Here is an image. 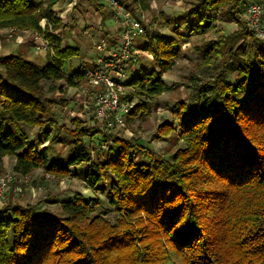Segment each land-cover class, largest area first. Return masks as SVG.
I'll return each instance as SVG.
<instances>
[{
	"label": "trees",
	"instance_id": "trees-1",
	"mask_svg": "<svg viewBox=\"0 0 264 264\" xmlns=\"http://www.w3.org/2000/svg\"><path fill=\"white\" fill-rule=\"evenodd\" d=\"M87 1L103 11L102 2ZM118 1L134 12L151 7V0ZM249 3L190 0L188 13L197 17L191 31L214 28L220 14L213 12L225 6L238 29L219 35L204 50L195 49L201 50L202 64L223 66L213 81L200 85L195 104H174L177 123L158 127L159 137L173 135L181 143L170 158L134 136H112L106 149L104 134L96 143L97 124L80 117L67 128L72 138L67 159L50 157L29 133L37 127L48 134L56 124L44 82H51L49 91H54L63 88L57 81L74 86L87 78L81 70L63 69L64 61L80 50L64 46L61 36L46 29L53 46L46 64L20 53L0 54V164L14 157L19 175L41 168L58 178L85 164L86 185L103 191L107 185L115 208L113 217L97 212L99 200L78 191L60 201L61 213L9 200L0 207V264H264V39L246 26ZM54 6L42 0H0V30H38L43 19L57 29L64 18ZM149 36L145 50L160 70L143 68L126 82L147 99L169 89L162 73L180 55L175 38L157 32ZM230 62L237 63L243 83L225 79ZM244 83L251 87L239 98ZM148 109L147 102H139L128 118ZM94 144L103 152L101 159L94 158Z\"/></svg>",
	"mask_w": 264,
	"mask_h": 264
},
{
	"label": "rangeland",
	"instance_id": "rangeland-1",
	"mask_svg": "<svg viewBox=\"0 0 264 264\" xmlns=\"http://www.w3.org/2000/svg\"><path fill=\"white\" fill-rule=\"evenodd\" d=\"M42 1L46 3L48 1H53L57 5L59 14L64 18V25L59 28H64L66 31L75 26H80L82 37H84L89 43H92V46L99 40L98 35L93 33V27L92 24H90L91 22L94 23L93 19L88 17L90 14L94 16V14L99 12L96 4L87 0ZM97 1L102 2L105 6L109 3L108 0ZM251 1L264 3V0H250V2ZM105 6L103 11H100L101 14H99L104 17L103 20L107 17V24H110L111 22H114V20L111 15V10L109 7L106 8ZM189 8L190 0H151V7L146 11L149 32L145 37L140 39L136 46L139 58L138 64H132L130 68L126 70L127 72H125L128 76L126 78L123 77L122 79L125 85L122 98L124 100L132 99L135 105L139 102H147L149 104V109L138 115L133 116L131 114L130 116H132V119H129V116H127L128 120L125 127L116 128L110 132L113 137L134 136L138 138L143 145L165 158H170L181 143L178 142L173 135L165 138L159 137L157 131L158 127L166 121L177 123V115L173 108L174 104L181 101H188L195 104L194 99L197 97L200 85L206 81H213L220 66H223L222 63L210 66L202 64L201 50L195 49L198 47L204 50L208 47L210 41L217 39L219 35L230 34L238 29L237 24L231 19V17L225 15L227 9L225 6L223 9L213 12L217 15L220 14V17L216 18L214 21V28H210L206 32H201L198 29L191 31V23L196 25L197 17L189 15ZM221 15L224 16L222 17ZM243 17H245V15H243ZM66 25L68 29L65 28ZM59 28H57V30ZM83 30H88L93 34L84 32ZM154 32L178 40L180 55L176 58L175 64L168 71L162 73V78L169 85V89L160 95L147 99L142 94H138L139 92L137 89L131 85H127L126 82L135 72L138 74L143 68H146L147 71L153 69L160 70L155 58L149 51L145 50V46L151 41L149 34ZM60 34L64 36L65 40L67 36H71L69 32L68 34L62 33V30L60 31ZM103 34H105L104 36H107L106 33L103 32ZM18 36L22 37L24 39L23 41L26 42V44L22 45H27L29 48L31 47V49L35 46L33 45L34 43L32 44L29 41H26L25 37L22 36L19 31L9 32L6 28L0 30V43L5 37H11V41L8 42V45L13 46L15 43L14 39ZM10 53H18V51L12 47L5 49L4 43L1 44L0 54L8 55ZM39 53L41 52L39 51ZM95 53L98 56L99 52L93 47L91 54L95 55ZM38 55L34 54L32 57L34 58V61L39 64H46L50 59L48 54H43L44 58L39 57ZM28 56L31 58V55ZM97 56L96 62H94L95 65L90 66L89 70L86 71V74H88V71L97 67ZM236 66L237 63L235 62L227 64L224 67V77L230 82L243 83L241 79L242 76L239 74ZM64 69L68 73H71L74 72L76 68L73 62L71 64V60L68 59L64 61ZM89 76H87L81 84L74 86H67L66 84H63V81H57L56 85L60 86L62 84L63 88L54 91H49L51 82H44L46 94L54 101V114L58 117V122L57 124L52 125L51 128H47L48 134H45V132H42L39 128L35 127L30 130L29 135L30 139L35 140L40 148L44 146L47 147L50 157L57 158L60 161H65L67 159L72 147V138L68 134L67 128H73L71 120L75 117H80L87 124H97L100 132H94L95 139L98 137L97 135H103L105 133L95 115L96 95L94 93V84L91 82V76ZM250 87L251 85L249 83H244L242 90L236 96L239 98H245ZM132 92L136 94L129 97L128 95ZM207 95H209L211 99H216L213 91L207 92ZM97 142L98 140L96 139V143ZM93 148L94 158L101 159L103 152L97 147V144H94ZM136 160L140 161V158L136 157ZM14 163V157H5L2 164H0V176L6 174L11 176L9 188L2 196H0V207L11 200L12 202H18L21 204H37L40 207H47L57 213H61L60 201L70 197L73 192L78 191L82 192L88 198H97L99 200V204L95 208L97 212L104 213L110 217L115 215V208L110 204L109 197L106 193L107 185H104V191L94 190L86 185L84 180L85 164L73 167L70 176L58 178L46 174L41 168L27 176L19 175L15 173L13 169Z\"/></svg>",
	"mask_w": 264,
	"mask_h": 264
},
{
	"label": "built area",
	"instance_id": "built-area-1",
	"mask_svg": "<svg viewBox=\"0 0 264 264\" xmlns=\"http://www.w3.org/2000/svg\"><path fill=\"white\" fill-rule=\"evenodd\" d=\"M108 6L112 12V18L117 27L115 42L107 39H100L94 43L95 49L99 52L97 56V67L88 71L94 84L95 115L102 129L105 131L107 142L104 148L112 144L110 132L116 128L126 126L127 116L135 107L132 99L124 100L123 89L125 88L123 77H127L128 68L134 63L138 64V51L136 46L140 39L148 32V17L146 11L136 12L126 7L118 0H108ZM264 3L251 1L245 12V20L248 28L256 35L264 39ZM9 32H18L16 27L6 28ZM46 29L62 36L52 23L46 19L41 21V29L32 30V37L35 48L42 54L53 53L51 41L45 36ZM17 37V41H23ZM149 53V52H148ZM139 70V69H138ZM86 76V77H87ZM89 76V77H90ZM9 174L0 176V196L9 188Z\"/></svg>",
	"mask_w": 264,
	"mask_h": 264
},
{
	"label": "crops",
	"instance_id": "crops-1",
	"mask_svg": "<svg viewBox=\"0 0 264 264\" xmlns=\"http://www.w3.org/2000/svg\"><path fill=\"white\" fill-rule=\"evenodd\" d=\"M51 2H53V1H48L47 3H51ZM104 6H105V4H104ZM54 7L56 9H58V7H57L56 4H55ZM105 7L108 8L109 6L107 5ZM109 9H110V7H109ZM60 13H62V12H60ZM99 13H100V11L97 12V14H94V16L91 15V14H90V16H88V17H91L93 19V22H94V23H92L91 21H89V22H91L90 24H92L93 33L95 35H98V37L100 39H107L108 41L114 40L115 37H116V35H117V29L115 27V23L114 22H111L110 24H107V21H108L107 20V17H105V19L103 20L104 17L100 16L101 13L100 14ZM111 15H112V12H111ZM60 16H62V15H60ZM67 25L65 27L66 29H68ZM59 30L60 31L62 30V33L68 34V32H69L71 34V36H67L66 40H65V38H64L63 35L61 36L62 37V42H63V45L64 46H71V47L78 48L80 50V55L75 56V57H72V58L69 59V60H71V64L73 62L74 66L76 68L75 71L81 70L83 72H86L87 70H89L90 66L95 65L94 62H96V56H97V54L96 53H95V55L94 54H91V50L94 47V44L92 46V43H89L88 41H86L84 39V37H82V35H81L82 32H81L80 26H75L74 28H72V29L70 28L69 30H66V31L64 30V28H62V29L59 28ZM83 31L84 32H89L90 34L92 33V32H90L88 30L87 31L83 30ZM115 31H116V33H115ZM103 32L106 33L107 36H104L105 34H103ZM19 33L22 36L25 37V40L26 41H29L32 44L34 43V41L32 40V30H19ZM10 38L11 37H5L4 40L1 41L0 47H1V44L4 43L5 49H9V48L12 47L16 51H18V53L25 55L29 59H32L33 58L32 56L34 54H37V55L39 54L38 55L39 57H43V54L42 53H39V51H37V49L35 48V46H33L32 49H31V47L29 48L27 45H22V44H26L25 41H23V42L22 41H19L18 42L17 41V38L14 39V41H15L14 45L13 46H9L8 45L9 44L8 42L11 41ZM28 55H31V58ZM49 57H50V55H49ZM76 59H78V60H76ZM32 60H34V58ZM73 60H75V61H73ZM63 69H64V65H63ZM65 72L68 73L66 70H65ZM54 116H55L56 124H57L58 117L56 116V114Z\"/></svg>",
	"mask_w": 264,
	"mask_h": 264
}]
</instances>
